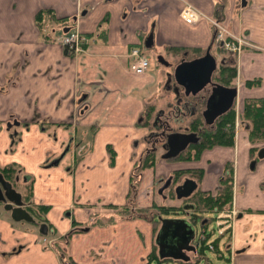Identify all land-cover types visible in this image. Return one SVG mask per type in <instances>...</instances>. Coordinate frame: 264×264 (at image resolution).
I'll use <instances>...</instances> for the list:
<instances>
[{
  "label": "crops",
  "instance_id": "1",
  "mask_svg": "<svg viewBox=\"0 0 264 264\" xmlns=\"http://www.w3.org/2000/svg\"><path fill=\"white\" fill-rule=\"evenodd\" d=\"M186 5L200 13L195 23L181 19ZM44 11L41 28L50 37L70 31L88 37L84 51L70 56L46 39L49 32L35 21ZM213 20L248 43L237 58L211 48L212 55L237 66L240 99L264 98V0H225L224 6L219 0H0V166L23 168L17 180L32 183L30 203L43 217L15 222L0 204V264H63L51 243L76 229L68 242L75 264H147L154 246L158 256L159 226L153 232L141 219L97 221L101 215L110 220L114 209L126 206L131 172L153 131L141 126V117L147 104L171 90L161 81L168 69L158 67L156 57L176 65L183 57L203 56L213 40ZM151 32L153 46L146 49ZM133 47L149 61L143 73L128 70ZM253 79L260 83L247 88L245 81ZM163 113L156 114L157 122ZM14 121L19 125L8 130ZM39 124L56 131V140ZM14 132L16 145L8 151ZM212 151L196 162H162L145 170L137 207H150L155 179L166 181L176 169H203L201 190H216L207 163ZM242 157L233 195L237 216L220 244L230 264H264V160L252 169L248 148ZM162 218L188 221L186 214ZM39 222L47 225L46 235L39 233ZM194 228L196 236L201 227Z\"/></svg>",
  "mask_w": 264,
  "mask_h": 264
},
{
  "label": "trees",
  "instance_id": "2",
  "mask_svg": "<svg viewBox=\"0 0 264 264\" xmlns=\"http://www.w3.org/2000/svg\"><path fill=\"white\" fill-rule=\"evenodd\" d=\"M219 3L221 6H224L225 0H219ZM47 12H40L41 18H43L44 15H46ZM65 19H61L58 21H64ZM218 52H224L221 48H217ZM178 50L176 51V53ZM236 77V67L231 66L229 64H223L221 65V68L219 70V78L220 81L225 84L229 85L234 78ZM260 82L258 80H252L247 83L249 87L256 86ZM153 107V106H152ZM154 108V107H153ZM153 108L147 107L145 110V118L144 121L141 123L143 126L152 127L153 129V122H152V115H153ZM241 120L248 122V136L249 141L252 145H256L259 143H264V98L260 99H247L244 102V109L243 113L241 115ZM234 121V113L230 112L229 114H226L220 118L213 127L208 128L205 127L203 129V133L200 134L201 138L199 140V143L190 145L187 150L179 154L176 158L165 160V161H197L201 158L202 153L206 149H212L214 147H220V146H232L234 139H233V133L232 131L228 130L227 124H232ZM189 127L191 130L196 131L199 126H202V119L199 116H194L193 118L189 119L188 122ZM152 134L149 135V137L146 139L147 146L144 149L142 153V157L138 158L137 163L135 164L131 175H130V187H129V206L130 203L134 201V198L137 194V184L139 183L142 175V171L146 168H153L156 165V153L157 151L154 149L159 144L156 143L154 137ZM15 143V139H14ZM257 148H252L250 150L251 154H254L256 152ZM111 159H113L111 157ZM229 170L230 174L228 177H226L224 180H222L223 185L219 188V190L215 194H211L209 192L201 191L200 189H197L188 199H184L182 201H188L190 204L194 206V211L192 216L194 217V220H199L201 217V214H210L211 216L207 223L203 225V236L204 240H200V245L198 248V256L201 258L200 261H203L204 264H208V258L205 257L204 252L208 250L207 240L210 238L209 232L206 231L207 225L214 221V215L217 212L224 210H229L232 205V199H233V187H232V167L230 165L227 166L226 170ZM18 171L17 165H8L4 167H0V174L3 176V178L10 182L13 187L20 192V190L17 189L18 181L17 176L15 172ZM189 173L191 175V179L197 181L199 183L203 178V171L199 169H189V170H182L178 171L175 174V177L181 174ZM193 177V178H192ZM221 182V183H222ZM31 184V182L29 181ZM25 184L23 185V188L25 187L27 194L25 195L24 192H20L22 194L23 200L31 206V185ZM171 195L172 199H175V195ZM178 201V200H177ZM129 206H125L124 208H128ZM182 208V207H180ZM227 208V209H225ZM45 208H43L44 210ZM119 211L118 213H122L123 218L128 219H146L152 222L153 227L160 224V221L158 220L159 216H162L163 212L164 214H168L171 209L166 207H160V212H147L146 210H140V209H133L131 212L126 211V209H116ZM38 213L41 214V211L37 209ZM147 212V213H146ZM159 214V215H157ZM113 218V217H112ZM40 223V222H39ZM38 225V223H36ZM75 231V230H74ZM79 231V229H76V232ZM73 231H71L69 234L64 236L60 242H56L53 247L57 250L59 257L61 259V262L63 264H74L71 260L68 253L63 249L61 243L64 241L65 245L68 246L69 238L72 235ZM216 252H218V240H215L213 242ZM61 251H60V250ZM151 261H155L156 264H170L166 261H160L157 257V255L154 253L149 258V261L147 264H150Z\"/></svg>",
  "mask_w": 264,
  "mask_h": 264
},
{
  "label": "water",
  "instance_id": "3",
  "mask_svg": "<svg viewBox=\"0 0 264 264\" xmlns=\"http://www.w3.org/2000/svg\"><path fill=\"white\" fill-rule=\"evenodd\" d=\"M212 43L206 49L203 56L192 60H186L183 57L176 65L166 61L163 56L156 57V62L169 70L166 73V83H170L173 80L177 85L173 89V93L176 95L179 94V88L185 89V94L188 95L189 93L195 94L206 85L212 87L211 94L206 102V110L202 114L207 126L213 125L214 121L229 109L233 98L237 95V89L226 88L211 82V77L218 61L217 56L215 57L211 54ZM144 44L146 49L152 48V32L148 35ZM13 125L18 126L19 123L16 121L9 123L7 129L9 130ZM14 135H16L15 132ZM161 136L156 142L161 144L163 154L160 157L162 160L176 158L190 145L197 144L199 141L196 133L168 130L167 133L162 131ZM258 158H264V149L259 151ZM169 184L170 180H167L159 190V194ZM197 188L198 184L193 179L187 178L181 184L175 185V198L178 201L188 199ZM0 204L4 205V209L10 213L12 220L15 222L35 223L36 220L43 221V217L32 206L27 205L23 200L22 194L13 188L12 184L6 181L1 174ZM183 210L187 212L194 210V206L184 205ZM158 220L161 223L155 240L158 246V259L188 262L190 258L187 253L195 252V247L190 245V241L195 236L194 224L185 219H169L162 218L161 216L158 217ZM84 230H87V228ZM47 231V225L40 223L39 233L46 235Z\"/></svg>",
  "mask_w": 264,
  "mask_h": 264
},
{
  "label": "rangeland",
  "instance_id": "4",
  "mask_svg": "<svg viewBox=\"0 0 264 264\" xmlns=\"http://www.w3.org/2000/svg\"><path fill=\"white\" fill-rule=\"evenodd\" d=\"M188 6H190V7H192V8H194L193 6H191V5H188ZM35 21H36V24H37V27H39V30L40 31H42V29H43V31L44 32H49V35L48 36H45L46 37V39H48L49 38V40L50 41H52L53 43H56V44H60L61 46H63V48H65L66 50V53L68 54V55H75V54H77V53H80V52H82V51H84V42L83 43H79V44H77V45H73V47H67V46H65V45H63L62 44V42H59L60 40V38H62V36L61 35H54V37H50V35H52L51 34V32H50V30L49 29H44V28H41V25H43V18H41V14H37V16L35 17ZM215 20H213L212 21V23L214 22ZM45 23V22H44ZM61 25V24H60ZM220 27H222L223 29V31L225 30V28L223 27V26H220ZM222 31V32H223ZM72 33H74V31H70V34H72ZM62 35H66V36H68L69 34L68 33H64V34H62ZM225 32H223V34H222V38H223V40L225 41V43L228 45V44H230L231 43V39H229V38H225ZM81 36V38H86V40H90V39H88V37H86V36H84V35H80ZM233 36V35H232ZM234 38V42H235V44L237 45L236 47L234 46V47H230V50H228V52H230V53H232L233 55H234V57H236L237 58V56L238 57H240V55L242 54V52H243V46L244 45H248V43L246 42V41H244L241 37H239V36H234L233 37ZM236 40V41H235ZM62 41H63V39H62ZM225 47H226V45H225ZM251 47H253V45H251L250 44V48ZM177 55V54H176ZM221 58V57H220ZM176 59H177V57H176ZM176 59H174V62H176ZM231 65V64H230ZM162 65H158V67H161ZM149 68V67H148ZM148 68L146 69V70H144L143 72H145V71H147L148 70ZM165 71H167V69H165ZM169 71V70H168ZM143 72H141V73H143ZM132 73V72H131ZM133 74H136V73H133ZM138 74V73H137ZM234 79H236L237 81H238V75H237V73H236V77L234 78ZM163 80H166V77L165 78H163V75H162V79H161V81H163ZM235 80V81H236ZM236 81V82H237ZM170 84H171V82H170ZM162 87H163V85H162ZM170 90V89H169ZM173 92V91H172ZM174 94L173 93H170V91L169 92H165L164 90H163V92H162V95H161V97H159V99H157V100H155V101H153V102H151V103H149V104H147V107H149V108H153V115H152V122L154 123L155 122V118H156V114L160 111V110H162V111H164V113H163V115H162V119H161V121H166L167 120V117H168V114H169V109L171 108V106L172 105H174L175 104V100H174ZM153 106V107H152ZM147 109V108H146ZM142 122L144 121V118H145V113H143V115H142ZM246 123H248V122H246ZM178 123H177V121H175V124H173V126L175 127L176 125H177ZM27 125H30V124H27ZM40 125V124H39ZM249 125V124H248ZM41 126V132H43V133H45L46 134V136L48 137V138H50V140L51 141H55L56 140V137H55V132L56 131H54V130H46V127H45V125L44 124H41L40 125ZM141 126H143V125H141ZM143 127H145V126H143ZM146 128H148L147 126H146ZM149 130H153L152 129V127H149L148 128ZM16 133V132H15ZM151 134H152V132H151ZM243 135V134H242ZM239 135V140L237 141V143L236 144H234V146L232 145V146H220L219 148H221V151H219V152H213L212 150L214 149V148H212V149H206L204 152H209V151H212V153H211V156H212V160H208V166H209V168H210V171H211V174L209 175V179H211V180H217V187H222V185H223V182H222V180H224L226 177H228L229 176V174H230V172H229V170L227 169L226 170V168H227V166H228V161H226V162H224V160L225 159H228V158H231L230 160L231 161H233V168H234V173L236 172V169H238V164H241V161H243L242 160V156H243V154H245V152H246V148H247V142H246V139H245V137H243V136H246V134L245 135ZM10 137H11V147L9 148V150L8 151H12L13 149H14V147H15V143H12V142H14V139L16 138V135H14V133H11L10 134ZM66 147H70V148H73L74 147V145H72V144H70V141L69 140H67V144H66ZM65 147V148H66ZM156 151H157V155H156V165L153 167V168H146L145 170H147V169H156V167L158 166V164H160V163H164V164H166V165H173V166H175L176 164H180V163H187V162H196V161H165V160H162L161 159V155L163 154V150L161 149V144L160 145H158L156 148H154ZM63 150V149H62ZM66 150V149H65ZM187 150V149H186ZM204 152H203V154H204ZM143 153V152H142ZM208 155L210 154V153H207ZM140 157H142V155L140 156ZM139 157V158H140ZM198 161V160H197ZM204 161V160H203ZM137 163V162H136ZM135 163V164H136ZM1 167V166H0ZM17 168H18V171L17 172H15V174H16V176L17 177H21V175H22V171H23V168L21 167V166H19V165H17ZM171 168H173V167H171ZM251 168H252V166H251ZM145 170H143L142 171V175H141V179H140V181H139V183L137 184L138 186H137V191L136 192H138V190H139V188H140V185H141V183H142V177H143V173H144V171ZM178 171H182V170H178V169H176V170H173V171H171L170 172V175L167 177L168 179L167 180H170V182H171V185H169L167 188H165L164 190H163V192L161 193V195H159V190L163 187V185L166 183V181L165 180H163V179H160V180H158V179H155V181H154V184H153V203H152V205L150 206V207H147V208H141V207H137V205H136V197L134 198V201L132 202V203H130V206H129V194H127V204H126V206H129L128 208H124V207H117V208H119V209H126V211H128V212H131L133 209H140V210H146L147 212H160L159 210H160V207H166V208H170L171 209V211L168 213V214H164L163 212H161L162 213V217H166V216H173V217H182L183 215L181 214V205H183L184 203L186 204V203H190V202H188V201H180V202H178L177 201V199L175 198V199H172L171 198V195H170V193L172 194V195H175V185H178V184H181L185 179H187V178H189V179H191V175L189 174V173H185V174H181V175H178L177 177H175V174L178 172ZM204 177V176H203ZM193 178V177H192ZM18 179V178H17ZM16 181H19V180H16ZM202 181H203V178H202V180L199 182V184H202ZM243 181H244V179H243ZM222 182V183H221ZM26 184H30L29 182L28 183H26ZM232 184H233V190H234V192H235V190H236V185H235V175H234V178L232 179ZM18 185L19 186H17V189L18 190H20V192H24V194L26 195L27 194V192H26V189H25V187L23 188V185H25V184H19V182H18ZM31 185V199H32V183L30 184ZM246 186V185H245ZM130 187V186H129ZM246 188H248V186L246 187ZM261 188H263L264 189V187H261ZM249 189H251V187L249 186ZM252 191H255L254 189H251ZM204 192H209V193H211V194H215L216 193V191L215 190H209V191H204ZM129 193V192H128ZM137 195V194H136ZM175 197V196H174ZM183 203V204H182ZM28 205V204H27ZM225 209H227V208H225ZM232 209H234L233 208V205H232ZM137 211V210H136ZM119 211H117L116 209H114L113 210V212L112 213H110V214H112L110 217H111V219L110 220H108L107 218H108V216H103V218H102V215L100 216L101 217V219H99L100 221H97L98 219L96 218V219H94V220H96L97 222H100L101 223V221H103V219L104 218H106L105 219V221H107V222H115V221H118V220H130V219H128V218H123V216H122V213L120 212V213H118ZM146 212V213H147ZM227 212H229L228 210H222V211H220V212H218V213H216V214H220V213H227ZM233 212V211H232ZM106 215H109V214H106ZM157 215H159V214H157ZM211 216H213V215H211ZM210 216V217H211ZM113 217V218H112ZM204 217H206V218H208L209 216H208V214L207 215H205ZM138 220L140 219V218H137ZM136 218L135 219H131V220H137ZM141 220H144V221H149V220H146V219H141ZM36 221H38V220H36ZM150 222V221H149ZM200 221H198V227H200V223H199ZM214 221H212V223L210 224V225H208V229L209 230H211L212 232H211V238H210V241L212 242V241H215V239L218 237V234H217V232H216V226H215V224L213 223ZM151 224H152V222H150ZM104 224V223H103ZM37 225V224H36ZM38 226H39V224H38ZM159 227H160V224L158 225ZM152 228H153V232H155L156 230H157V226H155V227H153V224H152ZM73 231V233L72 234H75L76 233V230L74 231V230H72ZM70 233V232H69ZM69 233H67V234H69ZM66 234V235H67ZM66 235H64V236H66ZM223 236V239L224 238H226V236L225 235H222ZM63 238V237H62ZM61 238V239H62ZM60 239V240H61ZM222 239V240H223ZM60 240H57V241H55V242H53V243H51V244H55L56 242H60ZM61 245H62V247H63V249L68 253V246H66L65 245V242L63 241L62 243H61ZM56 250V249H55ZM60 250V249H59ZM61 251V250H60ZM154 253L157 255V253H156V247L154 246L153 248H152V250H151V252L148 254V256H147V263H148V261H149V258L152 256V255H154ZM204 254H205V257H207L209 260H210V262L208 263V264H226L225 262H223L222 263V259L220 260V259H218L216 256H215V253H213V252H211V251H209V250H206L205 252H204ZM59 255V254H58ZM202 258V257H201ZM199 256H197V260L199 261L200 259H201ZM59 259H60V257H59ZM61 260V259H60ZM75 264V263H74ZM150 264H156V262L155 261H151V263ZM177 264H179V263H177ZM197 264H204L203 263V261H200V262H198ZM227 264H229V262H227Z\"/></svg>",
  "mask_w": 264,
  "mask_h": 264
},
{
  "label": "flooded vegetation",
  "instance_id": "5",
  "mask_svg": "<svg viewBox=\"0 0 264 264\" xmlns=\"http://www.w3.org/2000/svg\"><path fill=\"white\" fill-rule=\"evenodd\" d=\"M215 23L218 24L219 26H222L217 21H215ZM220 28L223 29L222 27H220ZM214 30L215 31H214V36H213L214 38H213L212 46H214L216 49L217 48H221L223 51L228 52V50H226L224 48V43L217 41V36H218V34L221 31H219L215 26H214ZM224 32L226 34L225 38H229V39H231V42H234V38H233L234 36H232L231 34L226 32L225 30H224ZM212 46H211V48H212ZM217 60L218 61H217L216 69H215V71L212 74L211 82L213 84H217V85H220V86H223V87H226V88H231V89L235 88V89H237V95L235 96V98H233L231 106L229 107V109L222 116H224L226 114H229L230 112L234 113V121H233V123L232 124H227L228 130L232 131V133H233V139H234L233 146L239 140V135H242V134L245 135L246 134V136H243V135L242 136L245 137V139H246V142H247V145H248L247 146L248 154H249V157H250V165L252 166V169H254L255 166H256V163H258L261 160H264V158L263 159L258 158L259 151L261 149H264V143H259V144H256V145H252L250 143L249 136H248V129H249L248 123H246V121L241 120V115L243 113L245 100H247V99H260V98H246L244 100L240 99V96H239V85H238L239 83H238V81L236 79H234L229 85L223 84L220 81V78H219V70L221 68V65L225 64V59L217 57ZM233 66L236 67V73H237V66L236 65H233ZM253 80H258L260 82L259 79H253ZM250 81H252V80L245 81V83H244L247 88L249 87L247 85V83L250 82ZM174 87H177V85L172 80L171 84L169 85V89H171L170 90L171 93H173L172 91H173ZM211 89H212V87L210 85H206L203 89H201L200 91L196 92L195 94L189 93L188 95H186L185 94V89L179 88L178 89L179 90V94L178 95L173 93L174 94L173 97H174V100H175V104L171 106L172 115H170V117L168 116L166 121H161L160 119H158V122H157L156 118L154 119L155 122L153 123V131H152L151 137L153 136L155 141H157L159 139V137H162L161 136V132L162 131L167 133L168 130H171V131H174V132L196 133L197 137L200 140V138H201L200 134L203 133V129L205 127H208V128L213 127L215 125V123L220 118H222V116H220L219 118H217L214 121L213 125H210V126H207L205 124V122H204V118H203L202 114L206 110V102H207V99H208L209 95L211 94ZM180 109H184L185 112L184 111H180ZM169 114H170V112H169ZM194 116H199L202 119V123H203V125L199 126L196 131L191 130V128L188 125L189 119L193 118ZM175 121H177L178 124L174 127L173 124H175ZM198 143H199V141H198ZM157 144L160 145V143H157ZM214 148H219V147H214ZM252 148H257V150H256V152L254 154H251V152H250V150ZM228 165H230L232 167V179H233L234 175H235L234 168H233V161H231V160L228 161ZM187 170H189V169H187ZM199 170L203 171V176H204V170L203 169H199ZM195 182L197 183V181H195ZM197 184H198V189L201 190V184H199V183H197ZM169 185H171V182H170ZM232 186H233V184H232ZM261 187H264V186L261 185ZM218 190H219V187H217L215 191L217 192ZM201 191H203V190H201ZM233 195H234V190H233ZM184 205H192V204H190V203H186L185 204L184 203L183 205H181V207H182L181 208V213H185L186 214V218L188 219V221H191L193 223L194 217L192 216V214H193L194 210L189 211L191 213H188L189 215H187V211L183 210V206ZM232 205H233V199H232ZM232 205H231L230 209L228 210L229 212L233 211L235 213V217L231 221V224L233 223L234 219L237 216V213H236L235 209H232ZM214 218H215V216H214ZM214 224H215V222H214ZM230 230H231V228L226 232L225 235H227ZM222 238L223 237H220V239H222ZM226 250H227V247H226Z\"/></svg>",
  "mask_w": 264,
  "mask_h": 264
},
{
  "label": "built area",
  "instance_id": "6",
  "mask_svg": "<svg viewBox=\"0 0 264 264\" xmlns=\"http://www.w3.org/2000/svg\"><path fill=\"white\" fill-rule=\"evenodd\" d=\"M180 17L183 19L184 22L188 24L195 23L198 21L200 18V13L195 9L192 8L188 5L184 6L182 11L180 12ZM219 31H221L218 36H217V41L218 42H223L224 43V48L226 50H230V47H236L237 45L235 42H231L230 44H226L225 41L222 38L223 30L220 28L218 24L215 22L212 23ZM223 31V32H222ZM69 35H61L62 38H60L59 42H62L63 45L67 47H73V45H77L79 43H87L88 40L86 38H81L80 34L78 33H68ZM63 39V41H62ZM236 41V40H235ZM226 45V47H225ZM128 58L131 59V63L128 66V70L132 73H141L144 70H146L149 67V61L147 58H145L142 54L139 48L133 47L131 48L130 52L128 53ZM235 217L234 212H227V213H220L216 214L215 216V226H216V232L219 236L225 235L226 232L231 228L232 224L231 221ZM208 249L211 252L216 253V255L219 257V259H222L224 262L227 261L225 260L226 255L216 252L215 247L213 244L208 245ZM229 262V261H227ZM226 262V264H227ZM230 264V263H229Z\"/></svg>",
  "mask_w": 264,
  "mask_h": 264
}]
</instances>
